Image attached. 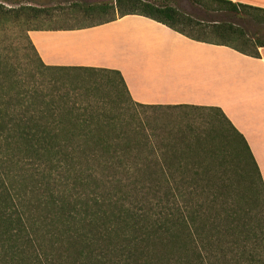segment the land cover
<instances>
[{
    "label": "trees",
    "instance_id": "obj_1",
    "mask_svg": "<svg viewBox=\"0 0 264 264\" xmlns=\"http://www.w3.org/2000/svg\"><path fill=\"white\" fill-rule=\"evenodd\" d=\"M192 1L264 21L257 5ZM87 8L114 12L101 22L140 14L254 57L264 46L235 23L205 22L151 0ZM28 10L48 12L0 2V24ZM29 29L25 36L41 67L99 72L109 77L115 102H123V91L140 107L164 106L133 101L118 70L46 65ZM1 56L0 50V264H264V180L245 137L220 107L175 105L216 112L227 123L232 175L222 172L218 148L203 132L154 139L145 125L113 109L76 106L48 76L21 77L19 64ZM236 179L246 185L249 210L240 205Z\"/></svg>",
    "mask_w": 264,
    "mask_h": 264
},
{
    "label": "crops",
    "instance_id": "obj_2",
    "mask_svg": "<svg viewBox=\"0 0 264 264\" xmlns=\"http://www.w3.org/2000/svg\"><path fill=\"white\" fill-rule=\"evenodd\" d=\"M264 7V0H233ZM46 65L120 71L133 101L220 107L245 137L264 180V46L254 57L190 38L140 14L31 28Z\"/></svg>",
    "mask_w": 264,
    "mask_h": 264
},
{
    "label": "rangeland",
    "instance_id": "obj_3",
    "mask_svg": "<svg viewBox=\"0 0 264 264\" xmlns=\"http://www.w3.org/2000/svg\"><path fill=\"white\" fill-rule=\"evenodd\" d=\"M159 4L172 5L195 19L205 22L229 21L244 28L246 34L254 39L264 40V21L258 22L246 14L229 12H213L194 3L192 0H151ZM7 6L44 7L47 13L35 15L33 10L17 21L0 24V50L3 60L19 64L21 77L31 74L38 80L43 77L52 78L62 85V92L70 96L71 101L77 100L76 106H94L100 109H113L116 113L132 118L136 124L145 125L151 137L163 140L188 139L192 129L203 132L218 148L217 159L222 164V172L233 174L236 162L233 156V134L229 132L227 123L216 112H208L191 106L140 107L132 102L123 89V102H115V90L111 88L108 76L89 70H48L36 62L35 55L26 39V28H49L66 25H79L98 22L114 14L92 12L88 6L100 3L115 5L117 0H0ZM248 3V2H245ZM253 4V3H250ZM254 5V4H253ZM32 63V64H30ZM73 102H70L72 105ZM156 138V139H157ZM238 189L240 205L249 210L254 207L247 194L246 185L234 180ZM263 257V256H262Z\"/></svg>",
    "mask_w": 264,
    "mask_h": 264
}]
</instances>
